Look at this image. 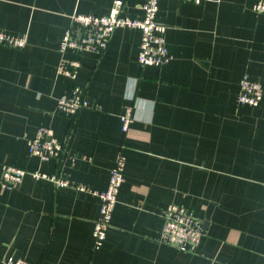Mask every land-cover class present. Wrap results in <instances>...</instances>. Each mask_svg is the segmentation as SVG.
I'll return each instance as SVG.
<instances>
[{"label":"crops","instance_id":"1","mask_svg":"<svg viewBox=\"0 0 264 264\" xmlns=\"http://www.w3.org/2000/svg\"><path fill=\"white\" fill-rule=\"evenodd\" d=\"M114 1L0 0V30L27 38L23 48L0 45V176L14 163L102 191L120 153L126 164L99 248L97 195L31 174L5 189L0 178V264H264V100L237 101L244 74L264 85L257 0H160L169 62L141 66V31L116 28L103 52L79 54L73 81L95 107L63 114L57 102L72 81L58 73L64 31L74 13L107 15ZM143 1L124 0V11L142 16ZM41 124L65 142L60 160L30 154ZM173 203L206 226L194 252L160 239Z\"/></svg>","mask_w":264,"mask_h":264},{"label":"built area","instance_id":"2","mask_svg":"<svg viewBox=\"0 0 264 264\" xmlns=\"http://www.w3.org/2000/svg\"><path fill=\"white\" fill-rule=\"evenodd\" d=\"M201 2L203 0H194ZM160 0H144L141 4L142 16H131L124 11V0H115L107 15L74 13L65 29L59 44L61 58L58 73L70 80L67 90L60 96L57 108L63 114H77L85 108L95 107L86 97L84 88L76 83L82 61L79 54L83 51L103 52L109 45L116 28H136L141 31L138 62L141 66H162L169 62L171 50L166 38L167 25L157 18ZM257 13H264V0L253 5ZM0 44L11 48H23L27 44L25 36L0 30ZM264 100V85L246 73L240 80L237 101L240 104L259 106ZM122 130L127 132L134 119L133 102L125 106L120 116ZM29 152L42 161L60 160L66 152L65 142L61 141L51 126L41 124L36 134L29 139ZM125 156L120 153L110 170L109 182L105 190L90 188L75 182L61 172L49 173L41 169H27L14 163H5L1 173V184L5 189L20 183L24 176L31 174L36 178L52 181L56 186H71L77 190L92 192L100 198L99 216L93 229L94 247L99 248L107 237L114 208L118 202L120 188L125 181ZM164 224L160 239L180 250L196 251L206 234V226L187 206L170 204L162 211ZM7 264H36L25 257L5 258Z\"/></svg>","mask_w":264,"mask_h":264},{"label":"rangeland","instance_id":"3","mask_svg":"<svg viewBox=\"0 0 264 264\" xmlns=\"http://www.w3.org/2000/svg\"><path fill=\"white\" fill-rule=\"evenodd\" d=\"M1 45V44H0ZM11 48V47H10Z\"/></svg>","mask_w":264,"mask_h":264}]
</instances>
